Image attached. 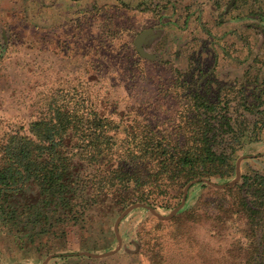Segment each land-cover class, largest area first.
<instances>
[{"label":"rangeland","instance_id":"374dc122","mask_svg":"<svg viewBox=\"0 0 264 264\" xmlns=\"http://www.w3.org/2000/svg\"><path fill=\"white\" fill-rule=\"evenodd\" d=\"M116 1L0 0V145L7 135H28L30 122L67 91L85 97L115 124L147 126L175 140L185 139L181 115L191 93L228 102L239 120L242 108H233L245 100L255 103L264 85V16H243L245 8L231 11L232 0H218L221 8L214 14L204 0H146L143 10L142 0ZM154 10L172 11L177 23L143 36L141 48L154 56L149 59L139 54L135 40L156 21L149 15ZM259 137L236 151L235 171L241 160L235 183L250 170L264 171V130ZM70 156L76 177L72 211L51 204L43 230L34 224V208L42 204L38 187L28 183L12 193L16 224L0 227V264H253L250 240L257 235L236 211L234 192L213 186L222 180L193 183L168 220L142 203L146 207L120 220L118 242L115 220L141 202L119 204L115 192L95 203L87 200L84 181L97 166ZM182 195L151 208L167 216ZM119 244L106 256L80 254L101 255Z\"/></svg>","mask_w":264,"mask_h":264},{"label":"trees","instance_id":"16d2710c","mask_svg":"<svg viewBox=\"0 0 264 264\" xmlns=\"http://www.w3.org/2000/svg\"><path fill=\"white\" fill-rule=\"evenodd\" d=\"M209 1L216 9L221 8L218 0ZM145 2L138 3L140 10ZM263 5L264 0H233L231 11L245 8L243 16L261 17ZM158 12L153 11L155 18ZM240 12L237 16L242 15ZM189 99L181 115V136L185 134V139L175 140L147 126L139 130L115 124L74 91L53 97L44 116L30 122L28 135H7L0 145V227L16 224L12 193L28 183L38 187L42 198L41 206L34 208V224L40 229L49 224L51 204L59 203L72 211L76 177L70 155L97 166L98 170L88 174L83 190L93 203L115 192L119 204L141 202L154 207L161 202L162 206L175 194L181 196L185 185L194 179L202 182L214 178L226 184L235 174L236 151L259 141L264 130V85L255 95V103L245 100L233 108V112L242 108L240 120L233 117L228 102H211L197 92ZM246 113L254 116L252 122ZM222 190L234 192L236 211L245 215L249 229L257 235L250 240V261L264 264V171L250 170Z\"/></svg>","mask_w":264,"mask_h":264},{"label":"water","instance_id":"95a60500","mask_svg":"<svg viewBox=\"0 0 264 264\" xmlns=\"http://www.w3.org/2000/svg\"><path fill=\"white\" fill-rule=\"evenodd\" d=\"M231 4H233V0L231 1ZM150 31H143L142 33H140L136 40H135V46H136V49L137 51L139 52V54L145 58H149V59H152L154 56L153 55H148L146 54L143 49L141 48V39L143 38V36H146ZM241 160V158L237 161V165H236V171H235V177L232 181H230L229 183L227 184H221V185H213L214 187L216 188H223L224 186L226 185H229V184H233L235 183L238 178H239V170H238V163L239 161ZM198 180L195 179V180H192L190 182H188L184 189H183V195H182V199H181V203L179 204V206H177L176 208H174L167 216H162L160 214H158L153 208L151 207H148L149 211L154 215L156 216L158 219H161V220H168L170 219L173 215H175L183 206L184 202H185V197H186V193H187V190L188 188L195 182H197ZM208 182V181H207ZM210 183V182H208ZM136 207H146V205L142 204V203H134L130 206H128L118 217L117 219L115 220V223H114V231H115V234L117 235V227H118V224L120 222V220L126 215L128 214L132 209L136 208ZM117 239H118V242L120 241L119 238H118V235L116 236ZM120 247V244L117 246V248L113 251H110V252H107V253H104V254H94V253H87V252H81L80 254H83V255H86V256H89V257H92V258H98V257H102V256H106V255H109V254H112L114 252H116ZM49 258V257H48ZM47 258V259H48ZM45 263V262H44ZM43 263V264H44Z\"/></svg>","mask_w":264,"mask_h":264},{"label":"crops","instance_id":"0c3cea01","mask_svg":"<svg viewBox=\"0 0 264 264\" xmlns=\"http://www.w3.org/2000/svg\"><path fill=\"white\" fill-rule=\"evenodd\" d=\"M203 5L204 6L208 5L207 7H209L212 12L216 9L211 4V1H209V0H207V1L204 0ZM33 8L34 7H32L31 10H33ZM163 11L161 10V11L158 12L160 14L156 16V18H157L156 21L154 20V23L152 24V26L144 29V31H151V33H154V32L163 33L165 31V29H166L165 27H167L168 24H174V25H176L177 21L174 22V19L172 17V11L170 13H164ZM214 12H213V14H214ZM32 14L34 15V13H32ZM167 14H169V15H167ZM149 15L150 16H154L153 15V12H151ZM167 20H171V22L167 23ZM252 27L255 28V30L257 29L256 28V25H253ZM223 28L225 29V27H223ZM146 39H147V37H146Z\"/></svg>","mask_w":264,"mask_h":264}]
</instances>
